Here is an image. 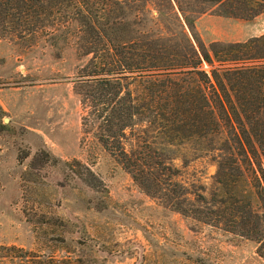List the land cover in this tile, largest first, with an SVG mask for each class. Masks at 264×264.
Here are the masks:
<instances>
[{
  "label": "trees",
  "instance_id": "1",
  "mask_svg": "<svg viewBox=\"0 0 264 264\" xmlns=\"http://www.w3.org/2000/svg\"><path fill=\"white\" fill-rule=\"evenodd\" d=\"M174 2L182 18L172 0H0V36L40 33L62 51L75 40L84 122L104 149L172 211L255 241L264 258V35L206 47L195 31L207 13L252 20L264 0ZM151 3L177 33L135 20ZM177 149L210 162V187L187 179Z\"/></svg>",
  "mask_w": 264,
  "mask_h": 264
},
{
  "label": "rangeland",
  "instance_id": "2",
  "mask_svg": "<svg viewBox=\"0 0 264 264\" xmlns=\"http://www.w3.org/2000/svg\"><path fill=\"white\" fill-rule=\"evenodd\" d=\"M159 13L151 3L135 20L177 33L166 15L155 22ZM256 18L207 13L195 31L206 47L233 43L258 33ZM49 39L0 36V264H264L255 241L174 212L139 187L85 125L90 101L78 72L87 59L75 40L62 51ZM182 153L175 163L187 165V179L210 187L215 168Z\"/></svg>",
  "mask_w": 264,
  "mask_h": 264
},
{
  "label": "crops",
  "instance_id": "3",
  "mask_svg": "<svg viewBox=\"0 0 264 264\" xmlns=\"http://www.w3.org/2000/svg\"><path fill=\"white\" fill-rule=\"evenodd\" d=\"M257 19V18H256ZM257 21L259 22V28H258V33L257 34H253L250 35L248 38L244 39V40H240V41H236L233 43H239V42H246L249 39L253 38V37H260L264 35V14H262L261 16L258 17Z\"/></svg>",
  "mask_w": 264,
  "mask_h": 264
}]
</instances>
